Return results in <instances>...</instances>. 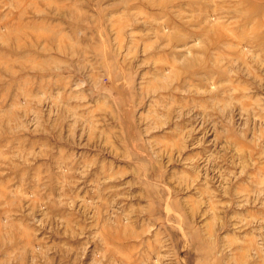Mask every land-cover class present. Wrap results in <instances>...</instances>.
<instances>
[{
    "label": "rangeland",
    "instance_id": "374dc122",
    "mask_svg": "<svg viewBox=\"0 0 264 264\" xmlns=\"http://www.w3.org/2000/svg\"><path fill=\"white\" fill-rule=\"evenodd\" d=\"M0 264H264V0H0Z\"/></svg>",
    "mask_w": 264,
    "mask_h": 264
}]
</instances>
